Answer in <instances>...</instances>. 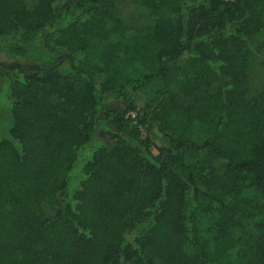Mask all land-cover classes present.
Segmentation results:
<instances>
[{"label": "trees", "instance_id": "trees-1", "mask_svg": "<svg viewBox=\"0 0 264 264\" xmlns=\"http://www.w3.org/2000/svg\"><path fill=\"white\" fill-rule=\"evenodd\" d=\"M0 264H264V0H0Z\"/></svg>", "mask_w": 264, "mask_h": 264}, {"label": "rangeland", "instance_id": "rangeland-1", "mask_svg": "<svg viewBox=\"0 0 264 264\" xmlns=\"http://www.w3.org/2000/svg\"><path fill=\"white\" fill-rule=\"evenodd\" d=\"M163 141H164V137L160 133L156 132L155 133V139L153 140V145H155V144L159 145ZM152 152L155 153V150L153 148H152Z\"/></svg>", "mask_w": 264, "mask_h": 264}]
</instances>
